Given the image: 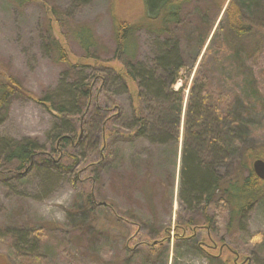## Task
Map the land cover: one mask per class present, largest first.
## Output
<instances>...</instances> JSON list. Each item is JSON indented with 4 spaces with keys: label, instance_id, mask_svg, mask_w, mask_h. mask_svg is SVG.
Segmentation results:
<instances>
[{
    "label": "rangeland",
    "instance_id": "1",
    "mask_svg": "<svg viewBox=\"0 0 264 264\" xmlns=\"http://www.w3.org/2000/svg\"><path fill=\"white\" fill-rule=\"evenodd\" d=\"M251 1L240 0L243 15L264 25V0H255L250 8ZM207 6L206 0L191 2L185 10V26L175 32L182 33L180 46L188 65L175 89L185 81L191 85L194 71L207 56L212 73L224 85L241 91L242 112L258 126L259 138L254 141L255 145L261 143L262 151L257 148L253 152L261 154L253 159V169L254 160H264V109L256 104L264 101V27L260 26L263 30L254 36L258 40L256 52L252 47L251 53H242L255 59L251 65H241L237 57L231 60L233 46L225 40L229 32L223 12L216 20L217 8L210 6L209 25L215 24L208 25L210 36L199 51L197 39L204 34L200 19ZM51 8L63 18L61 27L51 17ZM142 11L141 0H0V64L3 73L15 76L27 91L11 100L7 116L0 121V137L34 138L43 155L53 154L65 166L74 164L71 171L60 170L59 163L37 158L25 172L0 176V264H16L19 254L38 255L40 264H162L164 260L166 264H264V187L261 197L235 219L232 228H227L230 206L209 208L205 214L211 221L206 223L201 206L195 207L181 177V147L127 136L133 129L130 93L136 85L130 83L127 89L116 74L123 72L122 62L111 59L116 47L113 15L138 18ZM81 25L93 29L96 54L104 61L102 65L114 71L106 95L120 108L112 125L121 134L116 136L113 155L102 160L103 133L98 116L90 119L94 126L86 130L88 124L72 115L70 123L76 130L72 136L80 143L74 147L58 145L54 152V130L65 122L58 112L62 104L70 102V86L85 81L96 70L93 92L101 100L104 96L99 92L105 68L94 58H82L84 51L73 39L74 30ZM53 37L65 46L68 63L59 61ZM136 38V60L151 65L161 52L164 36L144 28ZM251 73L255 76L248 84L244 77ZM47 95L51 102H40ZM115 111L113 107L109 113ZM18 174L20 178L15 177ZM90 191L98 203L113 200L120 209L133 213L130 228L117 226L110 232L100 220L89 222L90 214L81 211L83 194ZM99 213L100 217L105 214L103 210ZM190 220L194 223L185 228L184 223ZM18 225L23 226L25 236L14 246L9 228ZM36 228L48 234L39 244L27 236ZM129 234L133 237L127 239ZM149 251L155 252L154 256Z\"/></svg>",
    "mask_w": 264,
    "mask_h": 264
},
{
    "label": "trees",
    "instance_id": "2",
    "mask_svg": "<svg viewBox=\"0 0 264 264\" xmlns=\"http://www.w3.org/2000/svg\"><path fill=\"white\" fill-rule=\"evenodd\" d=\"M194 1L196 0H141L143 11L138 18L127 16L120 18L113 15L116 47L111 59L122 62L124 70L116 74L127 89L130 83L136 85V89L130 93L133 129L127 135L128 138H147L156 144L175 143L177 147L180 146L181 177L189 197L195 202V207L201 206V213L208 223L211 219L205 213L209 212V208L219 209L230 206L231 218L227 228H232L235 219L255 203L263 192L264 179L260 178L251 167L253 159L261 156L253 152L257 148L261 152L262 145L261 143L255 145L254 141L255 138H259L258 126L252 120H248L242 112L241 91L237 87L224 85L222 80L212 73L207 56L201 59L194 71L191 85L185 81L181 88L175 89L177 81L183 78V70L188 67L180 46L182 33L175 32L185 26L187 20L185 17L188 15L185 10ZM254 1L249 3L250 8ZM206 3L209 6L203 10L200 19V28L203 27L201 30L204 34H200L197 39L199 51L205 46L211 32L208 28L210 6L217 8L215 16L217 20L227 0H206ZM244 4L246 5V2ZM241 7L244 5L240 0H230L223 12L222 19L229 32L225 40L229 47L230 43L233 46L232 50L230 49L232 61H234L232 58L237 57L241 65H251L249 62L255 58L244 57L242 53H251L252 47L254 53L256 52L258 40L254 36L263 30L260 26L264 27V25L246 18ZM51 17L61 27L63 18L59 16L57 9L51 8ZM214 24L215 22L209 27H213ZM144 28L165 38L161 52L151 65L136 60V35ZM73 39L84 51L82 58H94L98 65L105 68L101 76L102 86L99 92L104 96L101 100L93 92L92 82L94 77L98 76L96 70L85 81L70 86V102L66 105L62 104L58 112L65 122L63 126L54 130L53 138L57 144L54 152L58 151V145L74 147L75 143H80L79 138L72 136V133L76 132L74 124L70 123V118L74 117L72 115L77 116L83 125L88 124L86 130L94 126L95 122L91 124L90 119L94 121L98 116L99 128L103 133L101 143L103 150L100 157L102 160L113 155L116 136L121 134L120 129L112 125L115 118L120 116L117 115L120 112L119 104L106 95L107 83L114 71L101 64L104 61L96 54L97 43L94 31L89 25L76 28ZM247 40L251 43H246ZM53 41L59 61L68 63V53L63 43L54 37ZM2 68L0 64V121L7 116L11 100L27 94L21 82L15 76L3 73ZM254 76L252 73L247 74L244 79L248 84H252ZM225 79L228 80L229 77L225 75ZM39 100L43 104L51 102L48 95ZM256 104L264 109V101L257 100ZM113 107L117 112L110 114L109 111ZM40 149L39 143L34 138L9 140L0 137V176L6 177L11 172L14 174L20 173L19 171L25 172L33 166L37 158L45 163L52 161L59 163L57 167L60 170L63 168L73 170L74 164L65 166L62 162L56 161L53 154L43 155ZM64 156H67V153L64 152ZM223 169H226V172H221ZM15 177L20 178V174ZM83 198L85 204L81 212L90 214L89 222L100 220L104 228L110 232L117 226L130 228L134 223L133 213L120 209L113 200L104 199V203L100 204L96 201L97 196L93 191L84 193ZM100 210L105 212L103 217H100ZM191 223L194 222L190 220L184 223V227L191 226ZM22 227L18 225L9 228L14 235V246H17L25 236ZM27 236L39 244L38 242L45 240L48 234L36 228L30 229ZM132 237L133 234L127 235V239ZM125 248L128 249L129 244L125 245ZM149 254L154 256L155 252L149 251ZM17 257L19 259L16 260V264H40L39 256L35 254L30 256L19 254ZM27 257L28 260L25 259ZM165 257L167 258V255ZM22 259L27 262H23ZM157 261L159 262L158 258ZM162 262V264L167 263L166 260Z\"/></svg>",
    "mask_w": 264,
    "mask_h": 264
},
{
    "label": "water",
    "instance_id": "3",
    "mask_svg": "<svg viewBox=\"0 0 264 264\" xmlns=\"http://www.w3.org/2000/svg\"><path fill=\"white\" fill-rule=\"evenodd\" d=\"M253 169L260 178L264 179V160L263 159H256L253 162Z\"/></svg>",
    "mask_w": 264,
    "mask_h": 264
}]
</instances>
